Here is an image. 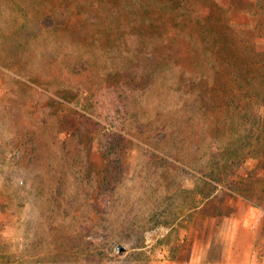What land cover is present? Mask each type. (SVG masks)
<instances>
[{"label":"rangeland","instance_id":"obj_1","mask_svg":"<svg viewBox=\"0 0 264 264\" xmlns=\"http://www.w3.org/2000/svg\"><path fill=\"white\" fill-rule=\"evenodd\" d=\"M233 237L264 257V0H0V264Z\"/></svg>","mask_w":264,"mask_h":264},{"label":"crops","instance_id":"obj_2","mask_svg":"<svg viewBox=\"0 0 264 264\" xmlns=\"http://www.w3.org/2000/svg\"><path fill=\"white\" fill-rule=\"evenodd\" d=\"M249 227L252 226L249 225ZM238 244L239 242L233 237L228 240L226 251L219 258L205 259L200 254L199 257H196L195 262L198 264H264V257L258 256L254 251L253 244L255 243L251 242V238L244 244L242 253L238 250Z\"/></svg>","mask_w":264,"mask_h":264},{"label":"water","instance_id":"obj_3","mask_svg":"<svg viewBox=\"0 0 264 264\" xmlns=\"http://www.w3.org/2000/svg\"><path fill=\"white\" fill-rule=\"evenodd\" d=\"M116 250H117L120 254H122V253L126 250V248H125L124 246H122L121 244H119V245H117Z\"/></svg>","mask_w":264,"mask_h":264},{"label":"trees","instance_id":"obj_4","mask_svg":"<svg viewBox=\"0 0 264 264\" xmlns=\"http://www.w3.org/2000/svg\"><path fill=\"white\" fill-rule=\"evenodd\" d=\"M119 83H122V82H119ZM123 90H125V89H123ZM110 163H112V162H110ZM110 163H109V161L107 162L108 165L106 166L105 173H107L109 171L108 168L111 166ZM106 177H107V175H106Z\"/></svg>","mask_w":264,"mask_h":264}]
</instances>
